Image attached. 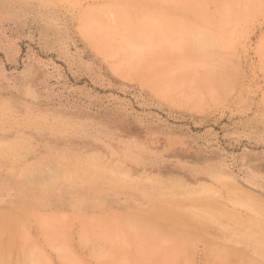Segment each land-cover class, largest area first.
<instances>
[{"label": "rangeland", "instance_id": "rangeland-1", "mask_svg": "<svg viewBox=\"0 0 264 264\" xmlns=\"http://www.w3.org/2000/svg\"><path fill=\"white\" fill-rule=\"evenodd\" d=\"M200 1L0 0V264H264V0Z\"/></svg>", "mask_w": 264, "mask_h": 264}, {"label": "bare ground", "instance_id": "bare-ground-1", "mask_svg": "<svg viewBox=\"0 0 264 264\" xmlns=\"http://www.w3.org/2000/svg\"><path fill=\"white\" fill-rule=\"evenodd\" d=\"M182 4L183 5H185L186 6V8L187 9H194V8H201L202 9V6H203V4H204V2L203 1H200V0H182ZM118 6H119V4H118ZM136 7V5H132L131 3L129 4V2H125V3H123L122 5H120V7H119V9L117 10L118 12H120L119 14L120 15H126L127 13H130V12H132L133 11V8H135ZM252 8V1L251 0H218L217 1V3H216V6H215V10L221 15V17H222V19H223V22H222V24L224 25V24H226V21H229L230 19H237V18H243L247 13H248V11L250 10ZM116 9V8H115ZM200 9V14H199V19L200 20H202V21H204L205 19H207L206 18V14L204 13L203 14V10H201ZM113 12V11H112ZM115 13H116V11H115ZM118 14V13H117ZM122 19L120 20V22L122 21L123 23L125 22V20L127 19H124L123 20V18H124V16H122L121 17ZM115 20H116V18H115ZM172 20L173 19H171L170 17H168V25L170 26V25H173L174 24V22H172ZM96 21V23H97V25H105L104 23H103V21H101V20H95ZM135 21V20H134ZM174 21V20H173ZM114 22V21H113ZM117 22V21H116ZM121 22V23H122ZM206 22V21H205ZM126 23V22H125ZM150 23H151V21H150ZM185 23H187V24H185ZM199 23V22H198ZM175 24H177V23H175ZM183 24H185V25H183ZM191 24V25H190ZM124 25V24H123ZM122 25V26H123ZM126 25V24H125ZM181 26H182V30L183 31H185V30H187V36L189 35V37H190V39H191V41L190 42H194L193 44H195V45H198L199 46V48H200V50L199 51H196V50H193L192 52H190V50H189V56H191L193 59L194 58H207L208 59V55L210 54L209 52H206L205 50H204V43H203V41L201 40L200 42H202V44L201 43H197V42H199V40H200V38L199 37H203V36H208V33H205V30H204V32L201 30V32H199V34H196V31H194L193 30V24H192V21L191 20H188V19H186L185 20V22H183L182 24H180ZM179 25V26H180ZM107 26H108V23H107ZM128 26V25H127ZM130 26V25H129ZM168 26V27H169ZM226 26H227V24H226ZM231 27V26H230ZM109 29V28H108ZM196 30V29H195ZM100 31V30H99ZM98 31V32H99ZM197 32V33H198ZM101 33H102V31H101ZM152 33V32H151ZM181 33H183L182 31H181ZM196 34L197 36H198V38L199 39H193L194 37V35L192 36V34ZM100 34V33H99ZM108 34V33H107ZM186 34V33H185ZM222 34V33H221ZM102 35H103V33H102ZM200 35V36H199ZM97 36V35H96ZM183 36V35H182ZM181 36V37H182ZM100 37V36H99ZM112 37V36H111ZM185 37V36H184ZM196 37V36H195ZM102 38V37H101ZM107 39V38H106ZM185 39V38H184ZM180 41V40H179ZM184 41V40H183ZM181 42H182V40H181ZM185 42V41H184ZM105 43V42H104ZM180 43V42H179ZM179 43H177V44H179ZM184 44V43H183ZM99 46L101 45V46H103L104 44H98ZM191 46L193 47V45L191 44ZM105 47V46H104ZM175 47V46H174ZM189 47H190V44H189ZM192 49H194V48H192ZM196 49V48H195ZM192 58H190L191 60H192ZM209 58H211V57H209ZM186 59H189V58H186ZM204 60V59H203ZM189 61V60H188ZM197 62H198V60H197ZM196 62V63H197ZM204 63H206V60H204L203 61ZM192 63V62H191ZM190 65V64H189ZM217 76V75H216ZM216 76H215V71H213L212 69H210L209 71H208V73H206L205 75H204V81L206 82V81H213L215 78H216ZM171 85V84H170ZM171 88H174V87H177V83H172V86H170ZM206 89V88H205ZM195 102V101H194ZM34 177H36L35 175H34ZM3 210V209H2ZM11 212V211H10ZM234 250H236V249H234ZM152 252V250L151 249H149V251L147 250V253H151ZM257 258V257H256ZM255 260V259H254ZM252 264H254V263H252ZM257 264V263H256ZM261 264V263H260Z\"/></svg>", "mask_w": 264, "mask_h": 264}]
</instances>
